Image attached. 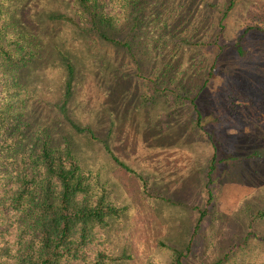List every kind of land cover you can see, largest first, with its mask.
I'll list each match as a JSON object with an SVG mask.
<instances>
[{
	"label": "rangeland",
	"instance_id": "rangeland-1",
	"mask_svg": "<svg viewBox=\"0 0 264 264\" xmlns=\"http://www.w3.org/2000/svg\"><path fill=\"white\" fill-rule=\"evenodd\" d=\"M4 6L7 42L27 37L25 55L11 53L2 70L13 95L0 137L11 145L5 189L16 173L33 180L24 186L46 182L23 143L13 151L19 136L45 138L81 171L73 207L117 213L71 224L70 236L82 228L88 239L70 263L102 252L111 264H174L188 249L182 264H264V0ZM39 189L27 205L36 214ZM18 215L1 208V226L10 233Z\"/></svg>",
	"mask_w": 264,
	"mask_h": 264
},
{
	"label": "trees",
	"instance_id": "trees-1",
	"mask_svg": "<svg viewBox=\"0 0 264 264\" xmlns=\"http://www.w3.org/2000/svg\"><path fill=\"white\" fill-rule=\"evenodd\" d=\"M7 1L9 0H0V14L3 12L4 4ZM0 21H4V19L0 17ZM26 38L25 35L14 34L13 41L10 39L7 42L6 35H3L2 24H0V78L3 77V80L0 79V137H3L7 131L1 128L4 119L8 117L7 111L10 112L13 109H9L8 106L7 99L11 93L7 92V86L10 84L5 79L2 70L12 64L11 53L25 55L27 48L23 43V39ZM6 42L11 43L8 50L5 48L7 46L4 45ZM124 43H121V45H124ZM32 47L35 48L36 45ZM126 48L128 47L126 46ZM236 48L238 49V46ZM18 62L25 63L20 58ZM11 96L13 95L11 94ZM19 116L20 114L15 112L9 118L14 123ZM14 130L16 131L17 129L14 128ZM41 139V142H39L37 139L32 138L31 142L30 140L25 141L19 136V143L15 145V150L13 151H21L22 146L20 144L23 143L22 145L25 146V149H29L28 161L33 164L31 167L33 174L38 169V166H34V164L39 165V169H43V171L42 175L38 177L46 182H42V185L38 186H24L26 182L34 184L33 180L26 179L23 172L21 174L16 173L15 178L18 179V185L14 189L10 186L6 190L3 182V180H6V176L0 174V209L8 210V213L12 215H16L19 212L18 217L20 218L17 223L19 225L12 227L10 233L1 226L2 222L0 221V264H56L60 260L69 261L67 264H72L70 262L84 257L83 244L88 238H86L82 228H80L81 232L77 239L73 237V233L70 236L71 224L76 222L80 224L84 222L85 224L88 222L99 223L106 215L117 214L114 208H103L99 204H96L92 209L73 207V198L86 190L78 164L68 152L67 147L62 148L63 150L55 148L48 144L47 139ZM4 141L0 142V165L4 164L7 159L1 155L2 150L11 147L8 144V146L4 145ZM35 149H37L38 153L35 152ZM31 170L29 173H31ZM211 170L212 163L210 162L208 173ZM51 178L58 184L57 192L55 191L56 186H49L47 183ZM45 183L48 185L44 186ZM2 187L5 189L3 193ZM38 187L40 188L38 192L40 200H37V204L40 203L36 209L40 213L36 214L27 205L29 203L28 199L33 197L31 195L37 192ZM53 194H57L55 205L50 199L55 196ZM7 195L9 196L7 197ZM22 200L24 201V208L20 209L19 205H21L20 202ZM187 252L188 249L184 253L178 254L174 264H182L181 261L187 255ZM112 259L107 254L96 252L90 259L83 260L81 264H111Z\"/></svg>",
	"mask_w": 264,
	"mask_h": 264
}]
</instances>
